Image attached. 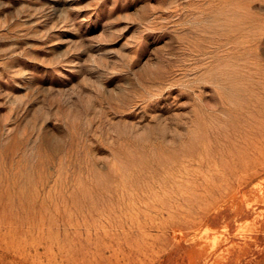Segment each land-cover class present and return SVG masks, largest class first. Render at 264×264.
Segmentation results:
<instances>
[{"label":"rangeland","instance_id":"374dc122","mask_svg":"<svg viewBox=\"0 0 264 264\" xmlns=\"http://www.w3.org/2000/svg\"><path fill=\"white\" fill-rule=\"evenodd\" d=\"M0 264H264V0H0Z\"/></svg>","mask_w":264,"mask_h":264}]
</instances>
